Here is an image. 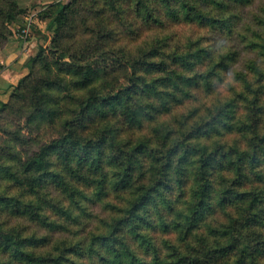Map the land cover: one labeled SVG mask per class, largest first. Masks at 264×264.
I'll return each mask as SVG.
<instances>
[{"label":"trees","instance_id":"1","mask_svg":"<svg viewBox=\"0 0 264 264\" xmlns=\"http://www.w3.org/2000/svg\"><path fill=\"white\" fill-rule=\"evenodd\" d=\"M25 13L0 0V48ZM35 19L0 102V264H264V0Z\"/></svg>","mask_w":264,"mask_h":264},{"label":"crops","instance_id":"2","mask_svg":"<svg viewBox=\"0 0 264 264\" xmlns=\"http://www.w3.org/2000/svg\"><path fill=\"white\" fill-rule=\"evenodd\" d=\"M18 40L13 34L0 48V102L7 101L18 80L26 75L27 68L23 65L24 61L34 55L39 44L34 38L25 43Z\"/></svg>","mask_w":264,"mask_h":264},{"label":"rangeland","instance_id":"3","mask_svg":"<svg viewBox=\"0 0 264 264\" xmlns=\"http://www.w3.org/2000/svg\"><path fill=\"white\" fill-rule=\"evenodd\" d=\"M58 0H18V4L21 8H24L26 13L25 15L22 17V21L19 23H16L12 26L13 32H14V37L15 39H19L18 42H22L25 43L27 42L29 39H35L37 42H39V44L42 45H46L47 43H45L46 41L39 39L40 36L47 34L48 36L51 34V32L45 30V25L47 23V21H43V20H36V14L37 12H39L40 10H42L43 8H45L47 5L56 2ZM63 2L67 1V0H61ZM30 22V23H36L35 27L37 30L36 32L33 31L32 29L29 28L28 32L24 35L26 36L25 39H22L21 37V30L26 26V24ZM42 31V32H41ZM21 36V37H20ZM7 43V42H6ZM36 52V49L34 51V53ZM33 53V54H34ZM30 57L24 60V66L26 67V62L28 61ZM27 68V67H26ZM28 72V69H27ZM27 74V73H26ZM25 76V75H24ZM19 81V80H18ZM18 83V82H17Z\"/></svg>","mask_w":264,"mask_h":264},{"label":"built area","instance_id":"4","mask_svg":"<svg viewBox=\"0 0 264 264\" xmlns=\"http://www.w3.org/2000/svg\"><path fill=\"white\" fill-rule=\"evenodd\" d=\"M30 25H31V23L30 22H28L27 24H26V26L20 31L21 32V38L22 39H25L26 38V36H24L27 32H28V30H29V28H30Z\"/></svg>","mask_w":264,"mask_h":264}]
</instances>
